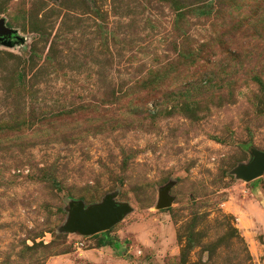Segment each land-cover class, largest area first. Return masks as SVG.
Returning a JSON list of instances; mask_svg holds the SVG:
<instances>
[{"label":"rangeland","instance_id":"374dc122","mask_svg":"<svg viewBox=\"0 0 264 264\" xmlns=\"http://www.w3.org/2000/svg\"><path fill=\"white\" fill-rule=\"evenodd\" d=\"M257 2L0 0V264H264ZM106 194L109 244L65 229Z\"/></svg>","mask_w":264,"mask_h":264},{"label":"water","instance_id":"95a60500","mask_svg":"<svg viewBox=\"0 0 264 264\" xmlns=\"http://www.w3.org/2000/svg\"><path fill=\"white\" fill-rule=\"evenodd\" d=\"M12 30L4 25L0 19V35L11 36ZM252 158L249 162L239 164L235 167L234 173L238 178L250 181L262 174L264 171V152L251 150ZM166 187L158 194L157 207L162 209L170 205L171 198L167 195ZM129 210L126 203H119L113 200L112 194H106L101 202L84 207L77 202L69 209L65 229L78 232L82 235H93L106 231Z\"/></svg>","mask_w":264,"mask_h":264},{"label":"trees","instance_id":"16d2710c","mask_svg":"<svg viewBox=\"0 0 264 264\" xmlns=\"http://www.w3.org/2000/svg\"><path fill=\"white\" fill-rule=\"evenodd\" d=\"M259 2L262 4V7H263L264 6V0H259ZM259 2H257V3H259ZM99 234L102 235V237L100 238L99 246H103V245L109 244V241L106 238V236H107L106 231L99 232Z\"/></svg>","mask_w":264,"mask_h":264}]
</instances>
